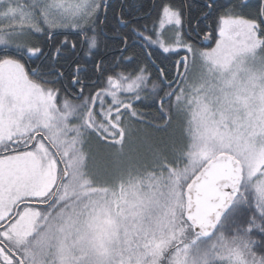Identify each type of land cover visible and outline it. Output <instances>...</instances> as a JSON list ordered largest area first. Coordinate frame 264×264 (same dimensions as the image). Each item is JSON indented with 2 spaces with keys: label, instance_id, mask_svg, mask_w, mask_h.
Wrapping results in <instances>:
<instances>
[{
  "label": "snow or ice",
  "instance_id": "snow-or-ice-1",
  "mask_svg": "<svg viewBox=\"0 0 264 264\" xmlns=\"http://www.w3.org/2000/svg\"><path fill=\"white\" fill-rule=\"evenodd\" d=\"M0 18V264H264V0H0ZM149 106L163 128L190 113L193 142L145 131L126 152Z\"/></svg>",
  "mask_w": 264,
  "mask_h": 264
},
{
  "label": "rangeland",
  "instance_id": "rangeland-1",
  "mask_svg": "<svg viewBox=\"0 0 264 264\" xmlns=\"http://www.w3.org/2000/svg\"><path fill=\"white\" fill-rule=\"evenodd\" d=\"M57 2L59 3H63L65 5H74L77 0H57ZM0 23H3V19L0 18ZM197 64H198V70L194 72V79H192V81H190V85H198L199 84V76L201 73H204L207 71V68L205 66V63L203 60H201L200 58H198L197 60ZM194 67V64H192V68ZM193 72V71H192ZM189 78H191V76L189 75ZM128 83H132L131 81H129ZM125 88H127V84L124 85ZM127 92V91H124ZM175 118V117H174ZM180 120V124L179 127H173V129L177 132L178 131V137H183L186 143H192V136L191 134L188 132V128H189V120L191 119V114H187V116H185L184 118H178ZM162 122H158V123H154L152 124H148L146 121L142 124L139 121L135 122L132 125V132H131V136L126 137V140L124 142V146H125V151L131 153L133 150H141L142 149V138L145 134V131L150 130L148 128H152L156 131H160V130H170L171 134L173 131H171L170 128H163L160 126ZM154 140H160L162 139L161 136L158 135L159 138H157V133L154 131V133L151 132H147ZM168 134V135H169ZM120 146H117V148H119ZM116 191L119 192V186L117 184L116 186Z\"/></svg>",
  "mask_w": 264,
  "mask_h": 264
},
{
  "label": "flooded vegetation",
  "instance_id": "flooded-vegetation-1",
  "mask_svg": "<svg viewBox=\"0 0 264 264\" xmlns=\"http://www.w3.org/2000/svg\"><path fill=\"white\" fill-rule=\"evenodd\" d=\"M227 1L229 0H219V3L221 4H225ZM111 2L113 4H117L118 3V0H111ZM128 2H132V0H128ZM258 0H252V3H257ZM157 26H159V22H157ZM169 28V25H167V23L165 22V25H164V28L161 29V32L164 34V35H167V30ZM59 39H63V34H61L59 36ZM199 43V42H198ZM208 44V45H207ZM199 46L202 50H207L209 48H212V47H215V41H210V42H204V43H199ZM103 51V49H102ZM181 55H183L184 53L181 52L180 53ZM159 55V53H158ZM173 59H175V57H173ZM198 58H196L195 60H190V68H189V75L191 76V78L188 77V82L190 83V81H192V79H194V72L198 70V64H197V60ZM192 64H194V67L192 68ZM183 71V69H181ZM117 71L119 72L120 70L117 69ZM193 71V72H192ZM195 81V79H194ZM126 85V84H125ZM173 87H176L175 84H173ZM153 89H152V84H148L147 85V91L151 92ZM129 93L128 92H122V91H119L117 90V95L120 96V97H123V96H126L128 95ZM103 99V98H102ZM112 97L111 96H108L107 99L105 100V103L111 101ZM142 111L146 112V113H150L151 115H148L145 117V121L148 123L149 120H151V124L153 125V123H157L159 121L157 120H154L152 119V116L153 114L155 113V106H149L147 108H142L141 109ZM126 140V139H125ZM105 144L109 143L108 141H105L104 142ZM119 146V145H117ZM116 146V147H117Z\"/></svg>",
  "mask_w": 264,
  "mask_h": 264
},
{
  "label": "trees",
  "instance_id": "trees-1",
  "mask_svg": "<svg viewBox=\"0 0 264 264\" xmlns=\"http://www.w3.org/2000/svg\"><path fill=\"white\" fill-rule=\"evenodd\" d=\"M229 1H227L225 4H227ZM253 4H255V3H253ZM153 115H155V113L153 114ZM160 122V121H159ZM158 123V122H157ZM154 124V123H153ZM179 124H180V120L178 119V118H174L173 119V124H172V126L170 127V129H171V131H173L174 129H173V127H179ZM148 129H150V130H147V132H151V133H154V131L157 133V138H159L158 137V135L159 136H161L162 137V139H166L170 134V130H160V131H156V130H154V129H152V128H148ZM174 131H176V129L174 130ZM169 134V135H168ZM175 135L178 137V131L177 132H175Z\"/></svg>",
  "mask_w": 264,
  "mask_h": 264
},
{
  "label": "water",
  "instance_id": "water-1",
  "mask_svg": "<svg viewBox=\"0 0 264 264\" xmlns=\"http://www.w3.org/2000/svg\"><path fill=\"white\" fill-rule=\"evenodd\" d=\"M208 45V44H207Z\"/></svg>",
  "mask_w": 264,
  "mask_h": 264
}]
</instances>
